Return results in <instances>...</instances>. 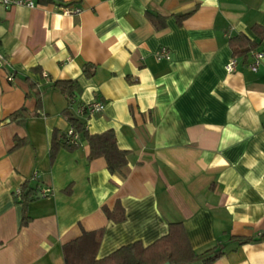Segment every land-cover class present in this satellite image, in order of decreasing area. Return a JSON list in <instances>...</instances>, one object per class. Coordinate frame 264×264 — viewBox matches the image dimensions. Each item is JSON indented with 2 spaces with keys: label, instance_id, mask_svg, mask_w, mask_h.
<instances>
[{
  "label": "crops",
  "instance_id": "1",
  "mask_svg": "<svg viewBox=\"0 0 264 264\" xmlns=\"http://www.w3.org/2000/svg\"><path fill=\"white\" fill-rule=\"evenodd\" d=\"M64 6L80 12L63 14ZM147 12L165 15V28L156 30ZM187 12L179 24L176 16ZM253 25L264 28V0L0 6V52L7 58L0 69V264H64L62 245L99 228L102 258L134 241L148 245L178 221L197 253L226 244L212 264H264V241L227 242L264 232V59L252 71V51L245 61L236 58L233 72L224 69L229 38L251 37ZM160 47L170 60L155 59ZM255 51L264 53V42ZM85 64L95 67L91 77ZM68 79L80 86L71 104L52 86ZM96 100L104 102L102 112L74 115L89 133L112 129L118 147L129 151L127 165L111 174L103 158L89 162L85 141L59 150L51 163L53 130L70 128L63 111ZM22 106L31 116L10 120ZM14 136L27 143L13 149ZM27 179L40 190L28 206L31 221L21 227L14 195ZM116 200L121 222L101 209Z\"/></svg>",
  "mask_w": 264,
  "mask_h": 264
},
{
  "label": "trees",
  "instance_id": "2",
  "mask_svg": "<svg viewBox=\"0 0 264 264\" xmlns=\"http://www.w3.org/2000/svg\"><path fill=\"white\" fill-rule=\"evenodd\" d=\"M41 3H48L51 0H38ZM192 12L177 15V21L180 24ZM150 23L156 30H162L166 26V16L161 14L146 13ZM250 35L238 33L229 38L228 43L232 51V57H241L243 61L247 59L250 52L255 51L261 42H264V28L260 25H253L250 28ZM95 72V67L91 64H85L83 73L85 77H91ZM52 86L62 93L69 104L74 94L80 91L77 80H56ZM35 96V108H40L41 98L37 92ZM69 122V127L74 133L79 135V140L71 142L66 131L54 129L51 135L49 146V158L52 163L59 152L64 149L68 152L77 149L82 141L88 145L87 160L90 162L96 158H103L106 169L109 173H121L127 165L129 151L120 149L117 145V139L112 129L101 133H89L85 123L75 117V113L68 108L63 111ZM36 114L34 111L33 115ZM31 116V113L22 106L10 115V120L24 122ZM13 149L20 148L27 143L26 139L14 136ZM40 185H32L27 179L21 183L18 193L14 195V200L21 205L20 226H27L31 221L28 215V206L38 195ZM64 192L70 194L71 187H67ZM102 211L108 220L121 222L125 219L124 208L119 200H116L114 206L110 209L102 206ZM103 237V228L85 231L64 243L62 245V255L64 264H191L196 261H202L203 264H212L225 254L226 244L218 241L213 247L197 253L190 245L183 224L171 222L168 225V231L165 235L157 238L148 245H143L141 241H134L123 245L102 258H97V251ZM264 241V232L255 237L230 236L228 243L235 245H244L253 242Z\"/></svg>",
  "mask_w": 264,
  "mask_h": 264
},
{
  "label": "built area",
  "instance_id": "3",
  "mask_svg": "<svg viewBox=\"0 0 264 264\" xmlns=\"http://www.w3.org/2000/svg\"><path fill=\"white\" fill-rule=\"evenodd\" d=\"M39 3L38 0H0V6L4 8H14V7H27V8H33ZM80 8L79 7H70V6H64L62 7V13L63 14H73V13H79ZM155 59L157 61L160 60H170V51L166 47H160L155 52ZM262 59H264V53L260 51H253L251 55V62L249 64V68L252 71H256L258 66L260 65ZM7 65V58L5 55H3L0 52V69H4ZM237 66V59L234 57H231L228 62L225 64L224 69L227 73H231L236 69ZM8 80L12 79L11 75L7 76ZM104 102L96 100L90 103L79 105L75 109V115L79 117L84 116H91L98 114L103 111L104 109ZM67 135L69 136V140L72 142L79 140V135L77 133H74L71 128L67 130ZM18 193V190L16 191Z\"/></svg>",
  "mask_w": 264,
  "mask_h": 264
},
{
  "label": "water",
  "instance_id": "4",
  "mask_svg": "<svg viewBox=\"0 0 264 264\" xmlns=\"http://www.w3.org/2000/svg\"><path fill=\"white\" fill-rule=\"evenodd\" d=\"M164 264H169L168 262L164 263Z\"/></svg>",
  "mask_w": 264,
  "mask_h": 264
}]
</instances>
